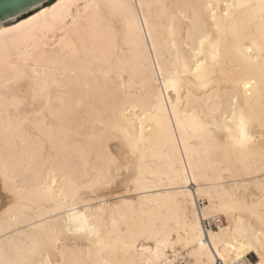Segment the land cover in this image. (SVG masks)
<instances>
[{"label": "snow or ice", "instance_id": "snow-or-ice-1", "mask_svg": "<svg viewBox=\"0 0 264 264\" xmlns=\"http://www.w3.org/2000/svg\"><path fill=\"white\" fill-rule=\"evenodd\" d=\"M145 7L152 5L137 6L134 0H91L83 4L51 0L49 4L38 3L27 18L0 27V135L5 149L0 166V215L4 217L0 241L5 253L0 264H264V146L257 165L252 109L247 103H239L241 92L252 97L256 86L264 111V0L200 5L206 15L185 17L190 54L181 58L178 53L175 64L168 67L159 56L153 62L154 73L160 68L155 78L159 91L153 93L155 111L170 139L180 131L178 139L185 142L183 155H188L184 134L190 125L197 130V138L205 146L203 155L210 161L221 154H234L239 161L235 167L221 163L214 169L212 187H205L201 184L203 171L191 163L181 169V157L164 181L176 197L175 221L154 218L139 226L124 223L117 230L115 213L109 218L113 204L116 208L134 207L137 197L143 198V168L142 164L137 167L136 159L141 156L144 126L141 124L137 134L134 121L131 127L99 122L103 163L88 183L75 180L56 160L50 167L43 162L46 178L34 183L31 180V175H39L35 168L43 160L45 137L51 140L72 114L69 101L74 85L59 72L57 49L74 48V38L93 29L115 36L124 28L140 37L148 28L146 44L152 25L147 14L140 18ZM238 15L248 17L249 24L237 25ZM253 19L259 20L255 29ZM233 41L241 64L257 63L260 80L221 81L231 85L225 90L228 102L217 96L211 119H206L194 106L184 105V93L187 90L190 101L194 83L205 90L215 87L217 69ZM254 50L259 53L255 61L251 55ZM244 52L249 55L244 56ZM26 145L36 151L24 168L12 161L16 151ZM249 169H258L254 174L262 179L254 181ZM253 183H258L262 193L258 204L257 197L247 191ZM193 184L194 188L188 187ZM29 191L31 206L25 202ZM40 211L44 214L31 218L30 213ZM213 221L216 230L206 231L205 225ZM104 253L116 258L93 259L94 254Z\"/></svg>", "mask_w": 264, "mask_h": 264}, {"label": "bare ground", "instance_id": "bare-ground-1", "mask_svg": "<svg viewBox=\"0 0 264 264\" xmlns=\"http://www.w3.org/2000/svg\"><path fill=\"white\" fill-rule=\"evenodd\" d=\"M66 3H85L91 0H65ZM119 2V0H117ZM132 2V0H129ZM139 6L141 3L152 5L145 7L141 14L144 19L145 14L152 25V36L145 37L149 31L144 29V36L137 37L134 33L127 32L124 28L111 36L107 31L93 29L92 32L84 33L74 38V48L65 46L57 49L61 66L59 69L66 81L73 82L70 89V104L72 114L63 126H58L53 138L49 140L45 137L42 142L43 160L37 164L35 171L39 175H31L32 182H38L47 177V169L43 162L56 160L61 166L69 170L75 180L81 184L88 183L94 179L97 171L102 167L103 147L102 141L98 138L99 122L106 123L119 122L124 127H131L135 122L137 134L143 124L144 142L140 145L141 156L137 157L136 164L139 168L142 164L143 173V198L137 197L135 206H124L116 208L115 204L109 209V218H113L115 213L117 230L124 223L136 224L137 226L149 222L154 218H166L175 221L176 207L175 195L172 187L165 183L169 175L173 172L177 162L183 158V166L191 163L203 171L204 179L201 184L205 187H212L211 181L214 179V169L221 163L226 167H233L239 162L235 155L225 157L221 154L219 159L209 160L204 154L205 146L197 138V130L191 128L185 132L184 137L188 144V155H183L185 142L178 138L181 136L179 130L175 133V138L170 139L159 123V117L155 111L153 103V93H158L155 87L156 73L160 71L157 67L155 73L152 71L153 62L158 56L165 67L174 65L177 54L183 58L190 54L188 47L189 24L187 18H195L199 15H206V10L199 7L205 4L223 5L225 3H239L240 0H134ZM166 6V7H161ZM219 16V10L217 12ZM175 18L174 23L173 19ZM27 18V17H25ZM23 18V19H25ZM49 21V24H52ZM236 23L240 27L249 24V18L238 15ZM259 20L253 19L251 26L258 27ZM172 29V31H170ZM60 44L59 39L56 40ZM153 43L156 51L150 52ZM3 38L0 37V46ZM143 45V47H142ZM172 45H175L173 47ZM236 42H232L231 51H226V58L217 69L215 77L217 83L215 87L209 86L206 90L195 83L191 87L192 98L187 99V90L184 93V105L194 106L206 119H211V109L218 103L216 97L220 96L227 104L226 89H231L230 84L222 83L224 80H233L254 77L260 80V71L257 63L241 64L240 54L235 50ZM150 53V58H149ZM244 56L249 55L244 52ZM253 60L259 55L254 50L251 54ZM3 57V49L0 47V58ZM253 96L245 97L243 92L239 99L240 104L247 103L252 109V133L255 137L253 147L256 157L254 163L258 165V153L264 146V111H262L258 89H252ZM165 96L169 94L165 92ZM175 102V98L173 97ZM77 102H80L79 106ZM171 105H169V110ZM127 113V115H125ZM175 119L173 118V124ZM171 131V126H169ZM36 149L32 145L22 146L16 151L13 163L26 168L31 162V156ZM5 149L3 137L0 135V166L3 165ZM191 157V160L189 159ZM242 163V162H240ZM258 169H249L253 173V180L262 179L254 172ZM243 173V168H241ZM188 174H192V169H188ZM32 184L29 185L31 189ZM188 187L194 188L195 184ZM250 195L257 197L256 203L262 193L258 183H253L247 189ZM182 198V197H181ZM25 202H32L31 191L25 194ZM44 214L42 211L30 213L31 218H37ZM4 224V217L0 215V229ZM212 227L205 230H216V223H211ZM4 242L0 241V258H4ZM87 251L84 258L87 259ZM116 257L110 253L100 256L93 255L94 260H113ZM120 259H125L121 256Z\"/></svg>", "mask_w": 264, "mask_h": 264}, {"label": "water", "instance_id": "water-1", "mask_svg": "<svg viewBox=\"0 0 264 264\" xmlns=\"http://www.w3.org/2000/svg\"><path fill=\"white\" fill-rule=\"evenodd\" d=\"M38 3L49 4L51 0H0V27L27 17Z\"/></svg>", "mask_w": 264, "mask_h": 264}, {"label": "built area", "instance_id": "built-area-1", "mask_svg": "<svg viewBox=\"0 0 264 264\" xmlns=\"http://www.w3.org/2000/svg\"><path fill=\"white\" fill-rule=\"evenodd\" d=\"M205 226L214 228V225H212V224H206Z\"/></svg>", "mask_w": 264, "mask_h": 264}]
</instances>
